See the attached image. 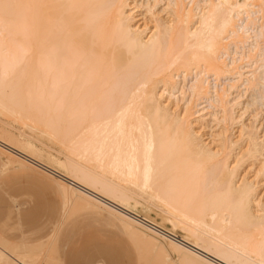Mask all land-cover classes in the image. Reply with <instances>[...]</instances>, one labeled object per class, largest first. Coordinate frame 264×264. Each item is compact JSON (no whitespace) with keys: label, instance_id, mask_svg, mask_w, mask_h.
Masks as SVG:
<instances>
[{"label":"bare ground","instance_id":"6f19581e","mask_svg":"<svg viewBox=\"0 0 264 264\" xmlns=\"http://www.w3.org/2000/svg\"><path fill=\"white\" fill-rule=\"evenodd\" d=\"M0 154L64 198L0 264H59L78 211L141 264H264V0H0Z\"/></svg>","mask_w":264,"mask_h":264},{"label":"rangeland","instance_id":"374dc122","mask_svg":"<svg viewBox=\"0 0 264 264\" xmlns=\"http://www.w3.org/2000/svg\"><path fill=\"white\" fill-rule=\"evenodd\" d=\"M61 213V194L49 177L29 168L3 172L0 161L2 234L17 241L42 239L58 228ZM106 217L102 211L76 212L61 225L51 255H56L59 264H137V252L130 239L105 225L113 224Z\"/></svg>","mask_w":264,"mask_h":264},{"label":"crops","instance_id":"0c3cea01","mask_svg":"<svg viewBox=\"0 0 264 264\" xmlns=\"http://www.w3.org/2000/svg\"><path fill=\"white\" fill-rule=\"evenodd\" d=\"M0 161H1V164H2V157H1V154H0ZM17 168H29V169H35V170H39V171H41L42 173H44L47 177H49V179H51L53 182H54V184L56 185V187H57V189L59 190V192H60V194H61V198H62V213H61V221H62V218H63V214H64V198H63V194H62V192H61V190H60V188H59V186H58V184H57V182H56V180L51 176V175H49L48 173H46L45 171H43V170H41V169H38V168H35V167H30V166H27V167H17ZM4 172V171H3ZM61 221H60V223H61ZM60 225V224H59ZM105 225H108V226H112V227H114V228H116V229H118V230H120L123 234H125L129 239H130V241H131V243L133 244V246H134V248H135V250H136V252H137V264H140V256H139V251H138V248L136 247V245L134 244V242L132 241V239L121 229V228H119V227H117V226H115V225H111V224H105ZM59 227V226H58ZM58 229V228H57ZM56 229V230H57ZM55 230V231H56ZM54 231V232H55ZM53 232V233H54ZM53 233H50V234H48L46 237H44V238H42V239H37V240H33V241H17V240H13V239H11V238H9V237H7L6 235H4V234H2L1 232H0V236L2 237V238H4L5 240H8V241H10V242H14V243H17V244H35V243H40V242H42V241H44V240H46L47 238H49Z\"/></svg>","mask_w":264,"mask_h":264}]
</instances>
